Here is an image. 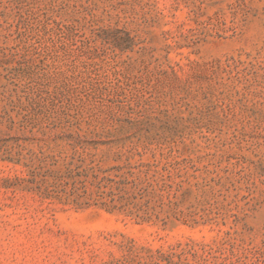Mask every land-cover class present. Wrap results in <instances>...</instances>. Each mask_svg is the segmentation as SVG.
Listing matches in <instances>:
<instances>
[{"label": "rangeland", "instance_id": "obj_1", "mask_svg": "<svg viewBox=\"0 0 264 264\" xmlns=\"http://www.w3.org/2000/svg\"><path fill=\"white\" fill-rule=\"evenodd\" d=\"M0 264H264V0H0Z\"/></svg>", "mask_w": 264, "mask_h": 264}]
</instances>
